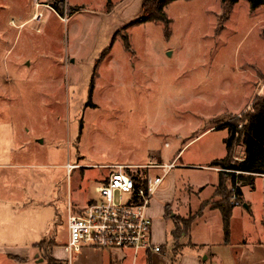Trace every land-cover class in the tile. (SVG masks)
Here are the masks:
<instances>
[{"label": "rangeland", "instance_id": "1", "mask_svg": "<svg viewBox=\"0 0 264 264\" xmlns=\"http://www.w3.org/2000/svg\"><path fill=\"white\" fill-rule=\"evenodd\" d=\"M154 1L0 0V156L17 150L18 185L38 192L40 205L74 211L99 199L95 187L114 165L168 162L180 150L166 177L176 173L177 197L209 183L210 160L224 155L228 135L210 127L250 110L264 93L263 5L238 0L221 24L220 0H176L165 8V34L161 21L133 23ZM232 151L241 157L243 148ZM165 196L158 189L153 205ZM242 199L248 208L234 213L231 237L254 253L264 240V178L243 188ZM169 209L173 223L195 215ZM157 221L156 214L153 238L163 241L166 232V248L179 251L182 236L170 234L169 220ZM224 255V264L235 262ZM238 256L236 264H264V254Z\"/></svg>", "mask_w": 264, "mask_h": 264}, {"label": "crops", "instance_id": "2", "mask_svg": "<svg viewBox=\"0 0 264 264\" xmlns=\"http://www.w3.org/2000/svg\"><path fill=\"white\" fill-rule=\"evenodd\" d=\"M31 1L33 4V0ZM110 9L107 8V10ZM22 23L24 24L25 21ZM233 113H238V111ZM212 128H215V125L210 127V129ZM179 152L175 155V158ZM10 153L11 155L5 152L4 157L0 156V264H46L44 261L46 255H50L56 260L65 261L67 264H137L138 259L140 264H224V254H229V257L235 261L232 264H236L235 257L237 255H239L238 257H246V254H264V240L256 243L257 246L254 253H252L248 250V244L245 241H235L231 237L232 217L234 213H241V205H236L232 209L230 238L228 243H224L220 213L218 209L212 208L209 203H206L208 200H219L215 195L213 196L218 181L217 167H210L215 175L209 183L197 186L188 185L190 188L185 189L182 194L178 195L179 197L176 194V173H171V183L170 180H166L168 172L158 188L160 196L166 193L163 202L154 206L152 200L147 209L151 222L156 214L158 217L157 222L162 226L163 224L165 226L167 220L171 222L170 234L174 225L173 212L170 211L169 215L167 214L173 204L177 208L174 213L180 215L195 214L191 218L187 234L182 235L181 241L185 242H183L179 251L173 252L169 247L166 248L165 232L163 241L153 238V241L161 246L160 252L139 251L137 254H133V251L129 250L131 254H128L126 252L128 249L103 250L83 247L78 252L68 253L64 248L68 240L67 211L60 213L56 204L53 203L40 205L38 192L32 188L18 185L21 180L23 181L19 169L24 164L18 162L17 158L14 157L17 150L13 149ZM225 154L226 149L223 156L213 159L222 158ZM242 157L243 152L241 157L235 156L236 159L240 160ZM175 158L168 162H160L158 159L151 162L167 164L174 161ZM25 166L29 167L30 165ZM58 166L64 167V164ZM257 178H264V174L254 175L253 187L248 184L241 185V192L245 187L254 189ZM169 182L172 184L171 189H168ZM166 190L167 192H165ZM193 199L196 201L195 205L191 203ZM180 208H184L182 212H180ZM56 225L60 226V231H57ZM194 228L199 229L203 234H193L192 237L191 232ZM214 232H217V235L213 236ZM39 242H44V244L38 247ZM173 254L176 255L173 256ZM201 254L206 255L202 257ZM241 264L250 263L244 261Z\"/></svg>", "mask_w": 264, "mask_h": 264}, {"label": "built area", "instance_id": "3", "mask_svg": "<svg viewBox=\"0 0 264 264\" xmlns=\"http://www.w3.org/2000/svg\"><path fill=\"white\" fill-rule=\"evenodd\" d=\"M41 16V12H36L32 19L39 20ZM173 167V161L167 164L114 165L115 170L95 187L99 199L91 200L74 211L68 208L65 250L73 253L88 247L128 249L133 254L139 251L160 252L161 246L153 241L152 222L147 209L164 177ZM149 168L160 169L161 173L152 174Z\"/></svg>", "mask_w": 264, "mask_h": 264}, {"label": "trees", "instance_id": "4", "mask_svg": "<svg viewBox=\"0 0 264 264\" xmlns=\"http://www.w3.org/2000/svg\"><path fill=\"white\" fill-rule=\"evenodd\" d=\"M176 0H155L151 6L142 7V16L136 19L133 23H146L153 21H161L165 26V34L168 32V26L170 19L165 12L166 6ZM224 8L227 9V14H224L220 18L221 24L228 18V9L238 0H220ZM250 6L255 7L257 5L264 6V0H249ZM52 7L56 9V5L53 3ZM69 11L72 14L73 11ZM219 24L216 27V32H220ZM264 34V29L262 30ZM123 43L128 47V39L126 36H122ZM105 50L100 54V58L104 57ZM96 65V64H95ZM96 67V66H95ZM92 82L90 87L92 86ZM241 125V126H239ZM228 130V135L224 139L226 154L219 159H213L209 166L218 168V181L215 185V191L213 196H218L219 200H208L212 208L218 209L223 230V241L228 243L230 238V219L233 207L236 205H242V192L240 186L248 184L253 187V177L257 174H264V93L260 97H256L251 105L250 110H247L227 120L218 123L215 129ZM235 145H241L243 148L242 159H236L233 155V148ZM234 195V199L231 197ZM169 214V212H168ZM191 220L174 223L172 230V236L177 240L182 235L187 234L190 227ZM44 242H39L38 247L42 246ZM46 264H67L65 261L56 260L50 255L44 257Z\"/></svg>", "mask_w": 264, "mask_h": 264}, {"label": "water", "instance_id": "5", "mask_svg": "<svg viewBox=\"0 0 264 264\" xmlns=\"http://www.w3.org/2000/svg\"><path fill=\"white\" fill-rule=\"evenodd\" d=\"M243 207H244L245 209H247V208H248V206H247V204H246V203H244V204H243Z\"/></svg>", "mask_w": 264, "mask_h": 264}]
</instances>
